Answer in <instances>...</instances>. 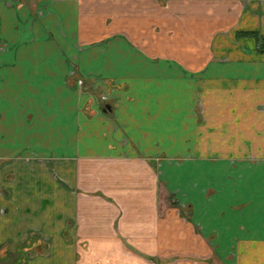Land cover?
<instances>
[{
	"label": "crops",
	"instance_id": "obj_1",
	"mask_svg": "<svg viewBox=\"0 0 264 264\" xmlns=\"http://www.w3.org/2000/svg\"><path fill=\"white\" fill-rule=\"evenodd\" d=\"M26 241L264 264V0H0V264Z\"/></svg>",
	"mask_w": 264,
	"mask_h": 264
},
{
	"label": "rangeland",
	"instance_id": "obj_2",
	"mask_svg": "<svg viewBox=\"0 0 264 264\" xmlns=\"http://www.w3.org/2000/svg\"><path fill=\"white\" fill-rule=\"evenodd\" d=\"M81 85H82L81 86L82 87L81 89H83L84 88L83 87L84 85L83 84H81ZM92 89L94 91H96V93L98 94L99 101L102 104L105 103L104 104V108H106L105 107L106 106V103L107 102H110L114 98L112 95L114 94V90L116 88H112V87L111 88L110 87H108V88H106V87L105 88L104 87L94 88V87H92ZM110 96H112V97L110 98ZM46 249H47V247H44L42 245L36 246V247H33V246L31 247L30 246L28 249H25L24 252L22 251L23 253L17 251V254H18L19 257H22V256L24 257V258H21V260H23V261L20 262V261H16L17 258H15V259H12L11 258V260L9 262H11L10 264H18V262L20 264H25L26 263L25 261L27 260V258H31L32 256L42 254V253H44L46 251ZM25 253H26V255H25ZM4 263H6V262H3L2 264H4Z\"/></svg>",
	"mask_w": 264,
	"mask_h": 264
},
{
	"label": "trees",
	"instance_id": "obj_3",
	"mask_svg": "<svg viewBox=\"0 0 264 264\" xmlns=\"http://www.w3.org/2000/svg\"><path fill=\"white\" fill-rule=\"evenodd\" d=\"M29 247H30V246H29V241H26L23 245H21V246L18 248V251H19V252H22V251L24 252V250L27 249V248H29ZM23 252H22V253H23Z\"/></svg>",
	"mask_w": 264,
	"mask_h": 264
}]
</instances>
